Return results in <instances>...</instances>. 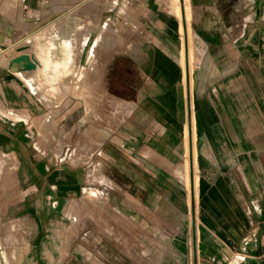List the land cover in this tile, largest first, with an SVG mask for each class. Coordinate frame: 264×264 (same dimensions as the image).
Segmentation results:
<instances>
[{
    "label": "crops",
    "instance_id": "crops-1",
    "mask_svg": "<svg viewBox=\"0 0 264 264\" xmlns=\"http://www.w3.org/2000/svg\"><path fill=\"white\" fill-rule=\"evenodd\" d=\"M167 2L122 1L116 17L124 27L120 54L134 75L114 95L123 105L120 118L105 128L83 126L74 143L60 139L58 146L41 148L31 140L33 119L43 111L39 94L26 83L35 80L30 70H13L9 62L17 51L30 50L32 32L79 2L0 0L1 264L8 254L5 220L21 229L11 241L14 261L52 264V225L80 204L122 212L124 226L141 231L140 243L156 245V253L138 264H264V0H189L198 49L191 67L186 41L182 60L179 18ZM77 14L87 36L80 49L74 47L75 66L98 47L94 27L82 11ZM59 34H66L61 24ZM45 90L42 97L50 100ZM191 114L196 198L188 196L183 175ZM189 148L191 165V142ZM86 189L98 195L88 197ZM85 241L83 234L76 245ZM78 247L70 254L78 264L99 258ZM100 255L104 264H137L112 251Z\"/></svg>",
    "mask_w": 264,
    "mask_h": 264
},
{
    "label": "rangeland",
    "instance_id": "rangeland-1",
    "mask_svg": "<svg viewBox=\"0 0 264 264\" xmlns=\"http://www.w3.org/2000/svg\"><path fill=\"white\" fill-rule=\"evenodd\" d=\"M66 1L83 2L80 11L86 16L88 27H94L93 36L99 38L97 50L91 53L90 57L85 53L77 66H75V59L68 66L58 64V66H53L54 68L51 67V57L55 54V51L61 49L65 36L69 32L78 30L79 39L83 38L87 32L83 22L75 25L70 22L67 23L65 16H59L63 20L60 21L57 17L58 19L48 27L40 29L29 38L30 50L17 51L19 55H29L35 62V68L30 69L35 83L25 82L41 98L38 103L43 111L40 116L33 119L36 131L31 134V140L36 141L41 148L51 145L58 146L61 142L60 139L74 143L77 140L76 131L81 130L83 126L85 127L93 122L96 127L105 128L113 123L116 117L120 118L123 105L115 100L114 95L123 92L122 80L134 75L129 68V59H126L124 54H120L123 52L121 49H124L125 46L124 27L116 17L122 15L123 0ZM166 4V8L171 12L174 11L177 15L175 0H168ZM80 11L79 9L77 12L74 11L73 16ZM79 20H82L80 15ZM60 24L67 33L62 37L59 34ZM114 50H119V52L114 53L117 54L115 56L112 55ZM18 65L19 63H13L12 69L17 70ZM66 75H68L66 80L59 81L61 77ZM38 80H42L44 85L46 84V88ZM44 90L50 93V100L43 99L42 93ZM96 167H98V164L94 166L95 169ZM197 185L199 188V175ZM92 191L91 197L98 195L97 190L92 189ZM112 211L108 212L106 207H101L97 212L90 204H80L70 206L66 212L62 213L53 223L51 230L54 258L52 264H78L74 260V256L71 259L70 254L76 253L78 247L76 243L79 242L83 234L90 242L85 241L83 246L79 247H83L84 252L99 255L98 259L87 261L85 264L107 263L103 260L105 257L100 254L111 251L132 259V263L137 264L140 258L153 256L156 253V245L140 243L139 233L141 231L136 225L132 228L124 226V214L118 210L113 209ZM3 229L4 249L8 253L3 264H22V262L14 261V248L13 243H11V241L16 242L17 237L15 235L21 232L20 226L5 220ZM92 239H95L94 243H91ZM66 253L68 259L63 260ZM148 262L150 263L149 260ZM31 263L39 264L38 262Z\"/></svg>",
    "mask_w": 264,
    "mask_h": 264
},
{
    "label": "bare ground",
    "instance_id": "bare-ground-1",
    "mask_svg": "<svg viewBox=\"0 0 264 264\" xmlns=\"http://www.w3.org/2000/svg\"><path fill=\"white\" fill-rule=\"evenodd\" d=\"M80 3H76L74 4L73 6L69 7L66 11L64 10V12H62L60 14V16H65V20L67 21V23H73L75 25H78L80 24V20H79V15H76L73 16V12H77L78 11V7L80 6ZM83 3V2H82ZM79 4V5H78ZM175 8H176V12H177V15H178V18H179V22H180V25H179V29H180V39H181V45H182V60L184 59L185 60V52H184V46H185V41L187 42L188 44V57H189V61H190V66L188 64V67H191V65L193 66V64L191 63V61H193V57L195 56V52L194 50L197 49L195 48L194 49V41H193V35H192V30H191V13H190V6H189V0H180V4H179V0H175ZM59 15V14H58ZM55 17V16H54ZM57 17V16H56ZM55 17V20L58 19ZM59 17V16H58ZM60 18V17H59ZM181 18H182V21H181ZM50 19V18H49ZM52 19V18H51ZM55 20H51L52 22H54ZM50 21V22H51ZM46 23V22H45ZM182 23H183V26H182ZM44 24V22H43ZM36 25V24H35ZM45 26V25H44ZM36 27V26H35ZM40 27V25L38 26ZM76 28V27H75ZM79 28V27H78ZM32 29V28H31ZM42 29V27L40 28ZM39 29V30H40ZM39 30L35 31V32H32L30 34V37L31 38L35 33H37ZM34 31V29L32 30ZM78 31V30H77ZM76 30H73L71 32H69L67 34V36H65V40L63 42V44L61 45V49H59L57 52L55 51L54 55L51 57V67L57 65H65V66H68L69 64H72L74 61H75V55H77L76 53V50L80 49L83 42L85 41V38L87 36V32H86V35L79 39V33L77 32ZM80 32V31H79ZM84 32V31H83ZM24 33V32H23ZM28 33V32H27ZM29 34V33H28ZM27 34V35H28ZM25 35V34H24ZM58 35V34H57ZM55 36V35H53ZM52 37V36H51ZM64 38V37H63ZM99 39V38H98ZM201 44V43H200ZM74 47H76L77 49L74 50ZM50 48V47H49ZM48 48V49H49ZM200 48V47H199ZM58 49V48H57ZM198 50V49H197ZM200 50V49H199ZM196 51V50H195ZM47 52V51H46ZM201 53V52H200ZM27 55V54H25ZM20 56V55H19ZM29 56V55H28ZM78 59V58H77ZM45 60V59H44ZM47 60V58H46ZM50 61V60H49ZM77 61V60H76ZM188 61V63H189ZM16 63H19L18 67H17V70H30V69H34L35 68V65L32 67V68H27L24 66V62L22 60H17L16 58L12 61L9 62V65L10 67L12 68L13 66V63L15 64ZM48 62V61H47ZM43 63H45L43 61ZM194 63V62H193ZM47 64V63H46ZM50 64V63H49ZM15 66V65H14ZM17 66V65H16ZM15 66V67H16ZM42 66V65H41ZM49 66V65H48ZM64 66V67H65ZM43 67L46 68V66L43 65ZM64 67H61L62 69ZM184 67V66H183ZM182 67V68H183ZM54 68V67H53ZM52 68V69H53ZM66 68V67H65ZM106 68V67H105ZM39 69V68H38ZM56 69H58L56 67ZM60 69V68H59ZM44 70V69H43ZM51 70V69H50ZM55 71V69H53ZM192 70V68H190V71ZM52 71V70H51ZM184 72V70L182 71V73ZM43 73V72H42ZM45 73V72H44ZM49 73V72H48ZM57 73V72H56ZM190 74V72H189ZM192 74V73H191ZM190 74V75H191ZM47 75V74H46ZM184 75V74H183ZM182 75V76H183ZM43 77V76H42ZM39 79V78H37ZM186 80V79H184ZM38 82H40L43 86L44 83L43 81L41 80H38ZM37 82V83H38ZM54 82V81H53ZM185 83V82H184ZM183 83V84H184ZM185 85V84H184ZM191 85V84H190ZM46 87V86H45ZM191 87V86H190ZM184 88V87H183ZM44 89V88H43ZM185 90V89H184ZM184 93V92H183ZM187 123V122H186ZM195 118H194V115L191 114V132H189V128L188 126L185 127V132H184V155H183V158H184V161H183V175H184V179H185V184H186V188H187V192H188V196L190 197L191 194H193V196L198 197V185H197V179H198V166L196 164V149H195ZM190 142L192 143V157H193V164L190 165V161H189V144ZM191 171H192V178H191ZM183 179V180H184ZM92 189H86V194L87 196H90L91 193H92ZM97 194V193H96ZM91 197V196H90ZM93 197V196H92ZM191 199V198H189ZM197 200V199H196ZM189 201V200H188ZM191 203V202H190ZM189 205V203H188ZM190 209V208H189ZM196 210V209H195ZM197 212V211H196ZM190 213V212H189ZM188 213V214H189ZM191 215V214H190ZM191 217V216H190ZM196 219V217H195ZM191 220V219H190ZM37 254V253H36ZM2 257V253L0 251V258Z\"/></svg>",
    "mask_w": 264,
    "mask_h": 264
},
{
    "label": "water",
    "instance_id": "water-1",
    "mask_svg": "<svg viewBox=\"0 0 264 264\" xmlns=\"http://www.w3.org/2000/svg\"><path fill=\"white\" fill-rule=\"evenodd\" d=\"M17 60H22L24 66L27 68H32L35 65V62L28 55H20L15 57Z\"/></svg>",
    "mask_w": 264,
    "mask_h": 264
},
{
    "label": "built area",
    "instance_id": "built-area-1",
    "mask_svg": "<svg viewBox=\"0 0 264 264\" xmlns=\"http://www.w3.org/2000/svg\"><path fill=\"white\" fill-rule=\"evenodd\" d=\"M122 5L124 6V3ZM261 243L264 246V233L261 235Z\"/></svg>",
    "mask_w": 264,
    "mask_h": 264
}]
</instances>
